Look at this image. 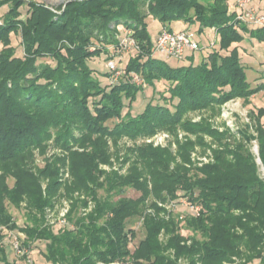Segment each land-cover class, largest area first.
Wrapping results in <instances>:
<instances>
[{
  "label": "trees",
  "instance_id": "obj_1",
  "mask_svg": "<svg viewBox=\"0 0 264 264\" xmlns=\"http://www.w3.org/2000/svg\"><path fill=\"white\" fill-rule=\"evenodd\" d=\"M228 2L76 0L52 9L0 0V8L9 6L0 23V226L24 233L23 248L45 241L53 264H264V177L252 151L256 140L264 166V106L238 130L220 131L210 119L229 100L264 91V83L251 85L238 48L231 49L246 36L264 41V27L235 21ZM150 16L162 23L159 33L180 21L199 25L200 34L215 28L219 44L198 61L192 52L174 58L186 64L173 65L155 52ZM124 29L138 48L113 82L109 67L99 71L89 60L111 46L109 58L120 54ZM135 74L144 85L164 80L173 108L150 101L133 114L145 88ZM205 111L198 121L191 116ZM161 130L173 136L169 145L145 141ZM53 138L61 151L47 157ZM124 138L133 144L121 145ZM37 152L46 154L43 167ZM128 188L140 195L126 196ZM65 201L67 223L55 229L49 213ZM184 202L191 211L175 214ZM9 204L24 208L30 222L20 227ZM135 219L145 230L138 242ZM4 239L1 229L0 264H17Z\"/></svg>",
  "mask_w": 264,
  "mask_h": 264
},
{
  "label": "rangeland",
  "instance_id": "obj_2",
  "mask_svg": "<svg viewBox=\"0 0 264 264\" xmlns=\"http://www.w3.org/2000/svg\"><path fill=\"white\" fill-rule=\"evenodd\" d=\"M40 3H45L52 9H56L59 7H65L68 2L71 1H76V0H35ZM236 2L237 0H229L228 5H229V10L234 11L236 10ZM253 4L260 10L264 11V0H253ZM9 9L8 5L3 6L0 8V17L4 15ZM22 12V18H26L27 15L29 14V5L28 1L24 6L21 8ZM60 12V11H59ZM236 21V19H235ZM174 31H179V24L177 22H173L172 25ZM254 27L253 25H249V28ZM148 28L149 31L152 35V39L155 41L158 37L159 31L162 28V23L159 20H156L153 17L148 18ZM123 29V28H122ZM215 28H206L203 33H199V25H194V31H197V38L201 41L200 46L202 49L198 50L195 52V59L198 61L203 57V55H206L207 53V45L210 43L212 39H216V44L218 45V40L219 37L215 36L214 32ZM131 31V29H129ZM123 32L119 35L120 37H124V30ZM132 32V31H131ZM217 33V31H216ZM135 40V39H134ZM12 44L16 46L17 48V54L18 55H23V46H22V38L21 35L18 34H12ZM215 44V45H216ZM214 45V46H215ZM2 44H0L1 48ZM113 46L109 48L110 52L108 54L103 53L100 56H96L89 60V64L91 67L98 69L99 71H107L108 70V62L110 60L115 61L118 67H121V65L124 66V61L128 57L129 53L133 52V49H128L126 48L125 50L120 51L119 53H116L117 55L112 56V58H109L110 55L114 53V51H111ZM218 47V46H217ZM237 47L239 55L241 57V60L243 64L246 67L247 71V76L248 80L250 81L252 86H256L259 83H264V41H260L256 38H251L249 36H246L244 40L241 42L234 43L231 46V49ZM114 48V47H113ZM128 49V50H127ZM156 54L162 58L166 59L173 65H180V64H186L187 60H177L174 58H167L165 55L159 53L158 51H155ZM225 52V51H224ZM120 56L121 58L120 60ZM108 57V58H107ZM40 61H45L54 64L55 62L49 58H44L41 59ZM119 61V62H118ZM122 66V67H123ZM259 77V78H258ZM113 80V79H112ZM259 82V83H258ZM144 85V84H143ZM145 88L143 91L139 92L137 95V99L133 102V109L132 113L137 114L141 113L147 104L151 101L154 104H161V105H169L171 109L173 108L172 104L170 102H167L164 98V96H169L170 93L167 92L168 90V84L162 80L159 81L156 86H150V85H144ZM251 96L249 100H245V98L237 97L234 99L229 100L225 104L222 105L221 107V112L220 114H217L215 116H211L210 119L212 120L214 127L218 128L220 131L225 130L227 127L230 128L231 130H238L241 125L244 123H249L250 122V114L251 111H257L259 107L264 106V91H260L255 94V98ZM128 103V101H126ZM127 107L124 110V113L127 111ZM210 115V112L205 111V112H195L191 116L195 121H198L202 118V116ZM264 121V118H263ZM184 135V132H180L179 136L182 138ZM145 138V137H144ZM144 138H140L139 140H136L140 143V141H143ZM153 138L155 139L154 141L162 143L160 146L165 147L170 144V142L173 140V136L171 135L170 132L161 130L157 132L156 134L153 135ZM146 141V140H145ZM147 142V141H146ZM127 144V145H132L133 140H130L129 138H124L121 141V145ZM154 144V143H153ZM48 149H47V157H50L51 154L55 151H59L60 149L55 148L54 145V138L48 142ZM155 145V144H154ZM157 146V145H155ZM173 148H176V144L173 143ZM114 149V145H113ZM112 149V150H113ZM199 149V148H198ZM197 149V150H198ZM61 151V150H60ZM252 151L254 152V155L256 156V161L259 164V170L261 176L264 177V166L261 163V160L259 158V146L256 140H253L252 142ZM45 154V156H46ZM45 156L44 155H39V152H37V160L36 163L38 164L39 167H43L45 165ZM199 159H201L199 157ZM260 160V161H259ZM205 161H208L206 159ZM112 168H116L118 166L117 161L114 162L112 165ZM105 169H110L111 167L108 165L103 166ZM1 173V171H0ZM68 173V172H66ZM9 183L12 185L14 183L13 179L9 180ZM101 195H105L104 191H101ZM125 195L128 197H137L140 195V192L128 188L125 192ZM68 203L67 201H65ZM60 203L55 207V210L51 213L52 219L55 221L57 220L60 211L62 210V207L65 206L66 203ZM9 210L13 214L15 220L17 221L18 225L20 227H23L25 224L29 223L30 220L28 218V215L26 213V210L22 207L18 208L13 206L12 204L8 205ZM175 214H183V212L191 211L190 208L186 206L185 203L176 205L173 207ZM56 223H58L56 221ZM132 226L133 229H135L137 233V237L135 238V242H138L141 238L145 236V230L142 226V221L140 219H135L132 221ZM55 229H58L60 227V224H55ZM5 233V239H4V244L7 249V253L9 255V258L13 261H16L17 264H53L49 261H47L44 257V251H45V241H38L35 244H33L31 250H27V258L24 259L22 257V254H19L15 247L14 243L17 240H21V236L19 233L21 232L20 230H7L6 228H3L0 226V230ZM183 233L186 235L187 232L185 229H183ZM258 262H254L251 264H256ZM228 264V263H225Z\"/></svg>",
  "mask_w": 264,
  "mask_h": 264
},
{
  "label": "built area",
  "instance_id": "obj_3",
  "mask_svg": "<svg viewBox=\"0 0 264 264\" xmlns=\"http://www.w3.org/2000/svg\"><path fill=\"white\" fill-rule=\"evenodd\" d=\"M236 10L234 12L236 14V21L245 22L253 26L264 27V11L258 9L254 4L253 0H237L236 2ZM1 23V17H0ZM124 37H120V46L122 50L128 49H137L138 45L134 38L132 37V32L129 29H124ZM201 41L197 38V31H194L190 28H185L179 31L169 30L164 28L160 33L156 40L155 51H158L161 54L166 55L167 57H173L177 59H183L189 53L196 52L202 47L200 46ZM216 44V39H212L209 43L208 48L213 47ZM127 49V50H128ZM108 67L110 71H112V81H118L120 76L122 75V69H120L115 61L110 60L108 62ZM134 82L138 85L144 84V80L139 75L135 74L133 77ZM149 143H154L155 145H161L162 143L154 141L153 136L145 139ZM206 160V158H204ZM69 174L67 173L66 176ZM66 203V202H65ZM185 203V202H184ZM69 205L68 203L62 207V210L59 213L57 220L52 219L51 211L49 213V221L52 225L60 224L63 226L67 223L66 214L68 212ZM196 211L200 209L199 206L194 208ZM56 221L58 223H56ZM21 240H17L14 243V247L19 254L24 255L27 249L21 246L22 241L25 238L24 233L20 232ZM228 264H236V263H228Z\"/></svg>",
  "mask_w": 264,
  "mask_h": 264
},
{
  "label": "crops",
  "instance_id": "obj_4",
  "mask_svg": "<svg viewBox=\"0 0 264 264\" xmlns=\"http://www.w3.org/2000/svg\"><path fill=\"white\" fill-rule=\"evenodd\" d=\"M180 26H179V29L180 30H182V29H185V28H190V29H194V25H189V24H187V23H185V22H177ZM212 30V29H211ZM212 32H214L213 30H212ZM214 34H215V36H218V34L217 33H215L214 32ZM164 55V54H163ZM166 56V55H165ZM167 57V56H166ZM167 58H173V57H167ZM259 78V77H258ZM259 83V82H258ZM253 98H255V95H254V97Z\"/></svg>",
  "mask_w": 264,
  "mask_h": 264
},
{
  "label": "water",
  "instance_id": "obj_5",
  "mask_svg": "<svg viewBox=\"0 0 264 264\" xmlns=\"http://www.w3.org/2000/svg\"><path fill=\"white\" fill-rule=\"evenodd\" d=\"M260 161V160H259Z\"/></svg>",
  "mask_w": 264,
  "mask_h": 264
}]
</instances>
